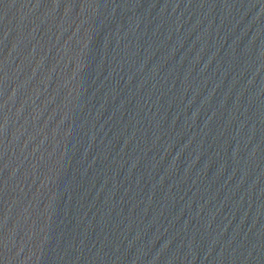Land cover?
Returning <instances> with one entry per match:
<instances>
[{"label":"water","instance_id":"obj_1","mask_svg":"<svg viewBox=\"0 0 264 264\" xmlns=\"http://www.w3.org/2000/svg\"><path fill=\"white\" fill-rule=\"evenodd\" d=\"M0 264H264V0H0Z\"/></svg>","mask_w":264,"mask_h":264}]
</instances>
